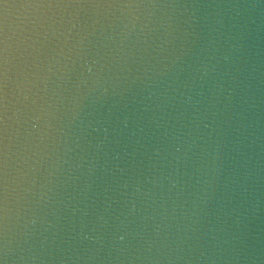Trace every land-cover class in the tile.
I'll return each instance as SVG.
<instances>
[{"label": "water", "instance_id": "water-1", "mask_svg": "<svg viewBox=\"0 0 264 264\" xmlns=\"http://www.w3.org/2000/svg\"><path fill=\"white\" fill-rule=\"evenodd\" d=\"M0 264H264V0H0Z\"/></svg>", "mask_w": 264, "mask_h": 264}]
</instances>
